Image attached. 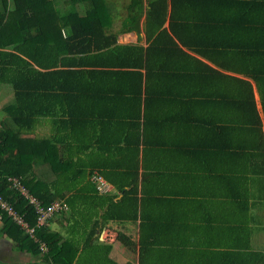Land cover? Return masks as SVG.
I'll return each mask as SVG.
<instances>
[{
	"label": "trees",
	"instance_id": "obj_1",
	"mask_svg": "<svg viewBox=\"0 0 264 264\" xmlns=\"http://www.w3.org/2000/svg\"><path fill=\"white\" fill-rule=\"evenodd\" d=\"M56 1L0 0V84L13 91L1 112L17 131L0 129V196L33 230L29 235L0 208V236L31 253H39V243H45L46 263L61 261L57 238L45 234L34 206L8 179H17L42 208L61 200L70 206L85 170L101 169L84 165L78 157L88 148L78 143L88 137L95 139L86 155L89 162L99 152L118 155L121 160L114 167L129 156L133 163L139 144L144 160L146 154L151 159L155 154L156 159L165 158V153L175 158L172 144L158 155L169 130L165 123L171 129L206 130L209 124L213 128V105L217 110L223 105L235 108L252 99V94L223 95L219 84L225 75L204 60L243 74L254 72L264 60V0H147L144 13L142 0H131L130 7L140 16L123 19L118 32L139 31L143 16L146 47L117 43L119 33L111 29L105 0H72L88 5L83 13L74 3L59 11ZM163 100L176 110L164 111ZM197 105L202 114L196 112ZM206 106L210 112L205 114ZM45 119L54 130L67 132L65 148L59 146L61 139L20 136ZM151 142L155 149H148ZM46 164L55 174L49 182L44 171L35 172ZM69 192L72 196L65 197Z\"/></svg>",
	"mask_w": 264,
	"mask_h": 264
},
{
	"label": "crops",
	"instance_id": "obj_2",
	"mask_svg": "<svg viewBox=\"0 0 264 264\" xmlns=\"http://www.w3.org/2000/svg\"><path fill=\"white\" fill-rule=\"evenodd\" d=\"M141 35V46L146 47L143 31ZM204 61L225 75L219 84L223 95L252 94V99L235 108L223 105L217 110L213 105V128L209 124L206 130L171 129V123H165L169 130L158 155L172 144L175 158L165 153V158L156 159L155 154L151 159L146 154L144 160L139 144L133 163L129 156L121 167H114L120 163L118 155L92 153L89 162L86 155L95 139L79 142V148L88 146L85 155H78L84 165L101 171L90 173L88 167L70 206L63 200L53 202L63 207L40 225L45 234L56 236L61 261L44 262L45 243L40 242L45 251L31 253L1 235L0 264H264V60L245 74ZM1 87L10 89L13 99L11 87ZM168 101L162 102L166 112L173 109ZM202 111L197 105L196 112ZM209 112L206 106L204 113ZM42 127L48 128L45 135L32 130L29 138L67 137L48 119ZM61 140L59 146L65 148L68 141ZM152 144L148 149H155ZM40 171L46 181L54 178L48 164L35 168Z\"/></svg>",
	"mask_w": 264,
	"mask_h": 264
},
{
	"label": "rangeland",
	"instance_id": "obj_3",
	"mask_svg": "<svg viewBox=\"0 0 264 264\" xmlns=\"http://www.w3.org/2000/svg\"><path fill=\"white\" fill-rule=\"evenodd\" d=\"M105 2L108 4V6L110 7V13L112 15V31L119 33V29L121 27V22L123 21V19H125L126 17L130 16H134V18L140 16V14L138 12H135L134 8L130 7V3L131 0H105ZM74 3L77 5L79 12L83 13V10L88 6L87 4H82L79 1H72V0H59L56 1V8L59 11H66L69 6ZM147 3V0H142V11L143 9H145V4ZM86 6V7H85ZM144 13V11H143ZM143 23V16L140 17L139 19V31L137 32H124V33H119L118 34V43L119 44H132V45H139L141 46L143 44V35H141L142 32V28L141 25ZM132 33V35H131ZM132 42V43H131ZM2 94H0V129H4V128H10L12 130L16 131V128L14 127V125L12 124L11 120L9 119V117L7 116L6 113L1 112V110L8 105L9 103H11V99H12V92L10 89L5 88V87H1L0 88ZM5 91V92H4ZM0 92V93H1ZM38 128H34L33 130H36V134L38 136H43L46 134L45 130H48V128L42 127L45 126V120H40L38 123ZM36 127V126H35ZM39 130V131H37ZM17 132V131H16ZM29 132H23L22 134H20V136L22 138H29Z\"/></svg>",
	"mask_w": 264,
	"mask_h": 264
},
{
	"label": "built area",
	"instance_id": "obj_4",
	"mask_svg": "<svg viewBox=\"0 0 264 264\" xmlns=\"http://www.w3.org/2000/svg\"><path fill=\"white\" fill-rule=\"evenodd\" d=\"M11 182L12 187L17 189L22 195L29 199L30 204H32L35 208V212L37 214V224L43 225L46 220L51 216V214L57 210H59L63 205L60 203H53L47 208H42L39 203L35 201L32 197L28 196L20 185L17 179H8ZM0 208L7 212V214L18 224L20 225L29 235L32 236L33 230L28 227V225L23 221V219L18 216L15 211L12 209L10 205H8L5 201L2 200L0 196ZM39 250L45 251V246L39 243Z\"/></svg>",
	"mask_w": 264,
	"mask_h": 264
}]
</instances>
